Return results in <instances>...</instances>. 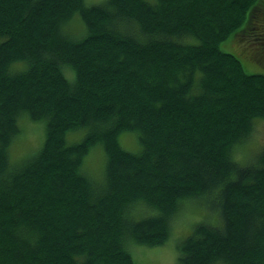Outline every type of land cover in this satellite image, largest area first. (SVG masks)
<instances>
[{
  "label": "trees",
  "instance_id": "obj_1",
  "mask_svg": "<svg viewBox=\"0 0 264 264\" xmlns=\"http://www.w3.org/2000/svg\"><path fill=\"white\" fill-rule=\"evenodd\" d=\"M241 56L264 66V0H0V264H136L189 204L178 264H264V145L240 157L264 73ZM21 119L44 141L13 162Z\"/></svg>",
  "mask_w": 264,
  "mask_h": 264
},
{
  "label": "rangeland",
  "instance_id": "obj_2",
  "mask_svg": "<svg viewBox=\"0 0 264 264\" xmlns=\"http://www.w3.org/2000/svg\"><path fill=\"white\" fill-rule=\"evenodd\" d=\"M105 0H87L88 5H95ZM71 32L76 35H82L84 28L82 23L76 19L69 26ZM228 39L221 44V48L224 51L235 54L240 53V48H244V45L237 43V39ZM247 47V45H246ZM235 51V52H234ZM246 58L250 55L245 53ZM239 57V56H238ZM242 57L243 65L249 73H264V66L258 62H250V69L247 66L246 60ZM240 58V57H239ZM241 60V59H240ZM21 137L18 138L11 147V158L13 162H20L22 159L27 158L29 155L36 153L42 142L44 141V126L30 122L29 120H20ZM81 135L71 134L69 138L72 141L78 140ZM123 142L126 149L130 151H138L139 146L133 148L136 145L135 139L131 135L125 134L123 136ZM264 145V121H261L258 125V130L255 137L248 143V146L244 149L242 155L243 159L248 157L251 152L259 151ZM130 147V148H129ZM104 152L101 146L95 148V150L87 157L85 161V168L87 171L95 176L102 177L103 165H104ZM203 215L202 210H199L194 205L189 204L185 207L184 212L179 214L178 218L174 221L172 236L167 244L164 246L147 247L136 243H129V250L136 264H178L179 259V241L185 237L190 231L193 230L195 223L201 220Z\"/></svg>",
  "mask_w": 264,
  "mask_h": 264
},
{
  "label": "bare ground",
  "instance_id": "obj_3",
  "mask_svg": "<svg viewBox=\"0 0 264 264\" xmlns=\"http://www.w3.org/2000/svg\"><path fill=\"white\" fill-rule=\"evenodd\" d=\"M27 64V63H26ZM29 64V63H28ZM32 65V64H31ZM21 73V72H20ZM26 74H28V73H26ZM20 107V106H19ZM20 109H22V108H20ZM18 111H19V109H18ZM27 111V110H26ZM30 112V111H29ZM31 114V113H30ZM29 115V114H28ZM18 116V115H17ZM19 117V116H18ZM31 117H32V115H31ZM30 118V117H29ZM40 120V119H39ZM42 120V119H41ZM44 120V119H43ZM16 125V124H15ZM47 126V125H46ZM97 127V126H96ZM137 131V130H136ZM21 132V131H20ZM130 132V131H129ZM132 132H134V131H132ZM139 133V132H138ZM16 135H17V133H16ZM67 143V142H66ZM5 146V145H4ZM3 146V147H4ZM41 154V153H40ZM35 159V158H34ZM29 161V160H28ZM27 161V162H28ZM23 166V165H22ZM25 166V165H24ZM18 167V166H17ZM18 169H19V167H18ZM22 169V168H21ZM10 170V169H9ZM5 176V175H4ZM1 179V178H0ZM8 183V182H7ZM14 186V185H13ZM194 236V235H193Z\"/></svg>",
  "mask_w": 264,
  "mask_h": 264
}]
</instances>
